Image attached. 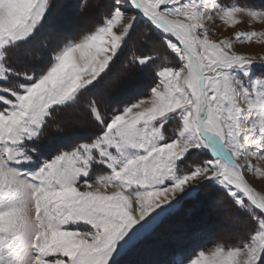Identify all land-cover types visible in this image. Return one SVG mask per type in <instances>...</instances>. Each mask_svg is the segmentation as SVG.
Returning <instances> with one entry per match:
<instances>
[{
  "label": "snow or ice",
  "instance_id": "snow-or-ice-1",
  "mask_svg": "<svg viewBox=\"0 0 264 264\" xmlns=\"http://www.w3.org/2000/svg\"><path fill=\"white\" fill-rule=\"evenodd\" d=\"M257 25L264 0H0V264H264Z\"/></svg>",
  "mask_w": 264,
  "mask_h": 264
},
{
  "label": "rangeland",
  "instance_id": "rangeland-1",
  "mask_svg": "<svg viewBox=\"0 0 264 264\" xmlns=\"http://www.w3.org/2000/svg\"><path fill=\"white\" fill-rule=\"evenodd\" d=\"M88 2L91 3L92 0H88ZM116 30L118 31V29H116ZM250 30H253V29L249 28L246 24L241 23L240 25H238L236 27V29H232V28L224 29V27L221 26L220 28H218L216 30V34L220 38H224V37H228V36L233 35L235 31H250ZM255 30L260 31V30H264V29H261L260 26L257 25V26H255ZM239 47L241 48V50H247V51L251 52L252 54H254L256 56L264 55V44H260V43H251V44H249V43L245 42L243 44H240ZM253 183H254L255 186H257L258 190L260 188H264V180H254ZM209 239L211 240V238H209ZM175 246H176L175 242H172V241L168 242V247H175ZM213 246L214 245L211 242H208L206 244V247L204 248V250L205 251H209V250H211V248Z\"/></svg>",
  "mask_w": 264,
  "mask_h": 264
},
{
  "label": "bare ground",
  "instance_id": "bare-ground-1",
  "mask_svg": "<svg viewBox=\"0 0 264 264\" xmlns=\"http://www.w3.org/2000/svg\"><path fill=\"white\" fill-rule=\"evenodd\" d=\"M244 47V46H243ZM241 49V48H240ZM243 49V48H242ZM255 50V49H254Z\"/></svg>",
  "mask_w": 264,
  "mask_h": 264
}]
</instances>
